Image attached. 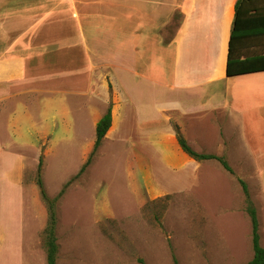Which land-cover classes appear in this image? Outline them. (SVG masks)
<instances>
[{"label": "rangeland", "instance_id": "1", "mask_svg": "<svg viewBox=\"0 0 264 264\" xmlns=\"http://www.w3.org/2000/svg\"><path fill=\"white\" fill-rule=\"evenodd\" d=\"M179 2L102 3L99 38L107 39L102 47L108 48L101 56L94 54L98 59L93 57V64L109 63L113 77L130 89L124 92L129 101L121 105V89L115 78L107 77L102 82L107 94L79 97L74 108L67 106L63 95L59 104L44 99L45 114L57 115V120H44L37 128L50 130V139L26 131L31 125L26 115L18 123L9 122L10 133L1 131L0 264H47L44 231L50 211L39 184L40 158L44 187L55 198L92 153L97 128L93 122L97 124L110 106L113 123L101 148L56 205L57 264H248L254 257L252 225L238 177L247 184L257 209L264 247L263 175L237 168L235 176L207 161L198 174L193 169L182 173L172 159L181 152L180 146L171 143L176 141L166 136L162 124L154 129L149 125L153 106L164 100L168 88L161 62L175 51L168 41L181 22L179 12L172 16ZM171 16L165 32L163 25ZM127 49L136 54L130 58L139 76L126 70L131 67L128 59L130 65L118 57V51ZM136 106L143 123L137 119ZM151 129L158 132L146 133ZM219 141L213 136L205 151L227 160L226 152L218 150Z\"/></svg>", "mask_w": 264, "mask_h": 264}, {"label": "crops", "instance_id": "2", "mask_svg": "<svg viewBox=\"0 0 264 264\" xmlns=\"http://www.w3.org/2000/svg\"><path fill=\"white\" fill-rule=\"evenodd\" d=\"M237 1L181 0L174 7L172 16L175 12L181 15V22L168 41L175 51L161 62L168 88L164 100L153 106L149 125L154 129L155 124H162L166 136L176 141L171 142L173 145H179L178 128L191 148L195 146L194 150L201 154L214 155L205 150L216 136L220 140L218 150L226 152L234 172L237 168L250 169L262 174L264 181V71L236 77L227 75ZM103 2L0 0V133H10L9 122L18 123L21 115H26L31 124L26 131L34 135L41 133L43 138L50 139V130L45 126L37 128L44 120L53 123L57 120V115L50 118L45 114V98L50 104H59L58 98L63 95L71 109L79 97L92 96V92L95 97L106 93L102 82L107 77L114 81L111 67L106 60L100 67L93 64L94 54L101 56L108 48L102 47L107 39L99 38L98 29L102 23L99 13L104 11ZM172 16L163 25L165 32ZM249 43L251 50L241 47L236 54L242 59L264 56V35ZM117 54L123 64L126 59L131 62V65L126 63L131 66L126 70L139 76L130 58L136 54H131L130 49ZM151 66L155 68V63ZM115 80L121 89L122 105L123 101H129L130 95L127 97L124 92L130 89L126 83L120 85V79ZM136 107L137 119L143 123ZM93 124L97 127L98 123ZM152 129L146 133L158 132ZM161 137L165 138L163 134ZM233 144L236 146L230 150ZM232 153L242 157H232ZM172 159L179 163L182 173L193 169L198 174L204 164L182 149ZM217 165L221 167L220 163Z\"/></svg>", "mask_w": 264, "mask_h": 264}, {"label": "trees", "instance_id": "3", "mask_svg": "<svg viewBox=\"0 0 264 264\" xmlns=\"http://www.w3.org/2000/svg\"><path fill=\"white\" fill-rule=\"evenodd\" d=\"M264 16H263V0H238L235 6L234 26L230 37L229 55L227 63V75L229 77H236L246 74H252L264 71V56L251 57L242 59L236 54L238 49L244 48L247 51L251 50L249 41L253 39L263 38L264 35ZM113 123V112L110 106L97 124L96 140L94 148L85 164L82 166L79 173L71 179L55 197L51 198L44 187L42 180L43 158H40L38 167L39 184L42 188L43 197L46 200L49 211L50 221L44 231L45 234V248L47 264H57L59 245L57 239V224L58 218L56 213V205L64 196L66 189L76 178L82 176L88 167L92 164L94 157L101 148L104 139L106 138ZM177 139L181 149L192 159L197 162L216 160L223 168L230 174L234 175V171L224 157L216 155L201 154L196 152L188 144L184 136L177 128ZM243 187L246 196L247 208L246 212L251 220L252 225V241L254 257L248 264H264V247L261 245V236L259 234L260 221L257 209L251 200L247 184L243 180H239ZM178 264V262H176Z\"/></svg>", "mask_w": 264, "mask_h": 264}]
</instances>
